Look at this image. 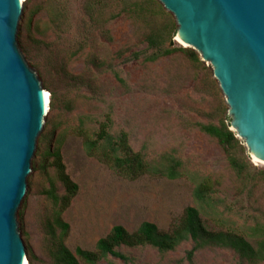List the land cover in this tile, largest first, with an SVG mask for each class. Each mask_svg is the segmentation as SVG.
<instances>
[{
	"label": "rangeland",
	"instance_id": "obj_1",
	"mask_svg": "<svg viewBox=\"0 0 264 264\" xmlns=\"http://www.w3.org/2000/svg\"><path fill=\"white\" fill-rule=\"evenodd\" d=\"M54 1L67 7L68 22L62 28L55 27L51 16ZM92 1L103 5L97 6L104 14L99 23L86 13ZM24 2L18 31L20 50L46 92L51 96L53 91L61 99L58 109L46 118L27 195L18 211L19 230L36 264H51L45 224L56 207L49 192L64 193L51 155L58 150L67 174L78 185L76 197L62 215L70 225L66 245L72 252L77 248L93 250L116 226L130 233L146 222L161 230L170 229L187 208L194 206L195 181L206 176L221 181L220 196L237 203L242 214L264 212V185L248 198L249 191H244L229 167L226 151L198 127L199 123L225 121L228 107L211 68L190 57L193 50L173 37L175 51L171 56L153 63L143 57L135 59L134 54L147 49L151 21L117 16L119 0ZM159 24L162 27L164 20ZM107 116L112 118L113 133H129L134 150L144 153L148 160L164 154L181 159L182 176L176 180L145 176L128 181L89 157L75 130L80 120L95 130ZM249 159L257 170H264L263 164ZM191 246L186 243L169 254L151 247L121 251L141 264H188L182 260ZM111 261L121 264L116 259ZM195 262L238 264L239 260L231 250L214 248L198 253Z\"/></svg>",
	"mask_w": 264,
	"mask_h": 264
},
{
	"label": "trees",
	"instance_id": "obj_2",
	"mask_svg": "<svg viewBox=\"0 0 264 264\" xmlns=\"http://www.w3.org/2000/svg\"><path fill=\"white\" fill-rule=\"evenodd\" d=\"M98 5L103 6L92 1L86 7V13L96 23L101 22L104 17L102 11L97 10ZM116 5L119 11L117 16L126 15L139 21H151L152 31L146 39L147 49L134 54L135 59L143 57L145 62L153 63L174 53L172 38L176 37V23L157 0H119ZM50 7L55 27H64L68 22L66 5L61 1H54ZM161 20L165 22L162 27L159 24ZM181 50L186 51L183 48ZM190 57L201 63L197 53L190 52ZM60 103V97L52 91L50 111L57 110ZM112 127L110 116L95 130L88 127L85 120H80L75 135L83 140L86 154L96 158L117 177L136 181L145 176L168 180H176L182 176L184 163L181 159L164 154L159 159L150 161L144 153L134 150L129 133H113ZM198 127L201 132L216 139L226 151L230 169L244 191H249L248 198H251L254 190L259 185H264V170H257L253 166L242 142L230 131L229 118L226 117L220 124L199 123ZM237 149L243 155L238 154ZM51 155L57 178L64 188L62 196L55 190L49 192L56 207L52 219L45 224L46 253L51 264H116L111 259H116L121 264H141L121 249L151 247L161 254H169L186 243H191L192 246L186 252L183 263L196 264L198 253L214 248L233 251L239 260L238 264L264 262V212L258 215L242 214L237 203L233 204L226 197L220 196L222 183L212 176L195 181L194 206L187 208L170 229L161 230L155 224L146 222L137 231L130 233L124 227L116 226L98 241L93 250L77 248L72 252L66 245L70 225L63 220L62 215L76 197L78 185L67 174L59 150ZM28 259L29 264H36L35 256L29 252Z\"/></svg>",
	"mask_w": 264,
	"mask_h": 264
},
{
	"label": "water",
	"instance_id": "obj_3",
	"mask_svg": "<svg viewBox=\"0 0 264 264\" xmlns=\"http://www.w3.org/2000/svg\"><path fill=\"white\" fill-rule=\"evenodd\" d=\"M157 1L174 17L178 43L211 68L230 131L264 165V0ZM24 3L0 0V264H29L18 211L50 112L18 44Z\"/></svg>",
	"mask_w": 264,
	"mask_h": 264
},
{
	"label": "bare ground",
	"instance_id": "obj_4",
	"mask_svg": "<svg viewBox=\"0 0 264 264\" xmlns=\"http://www.w3.org/2000/svg\"><path fill=\"white\" fill-rule=\"evenodd\" d=\"M49 99H50L49 94L46 92V100H47L48 104H49ZM255 162H257V161L255 160Z\"/></svg>",
	"mask_w": 264,
	"mask_h": 264
}]
</instances>
